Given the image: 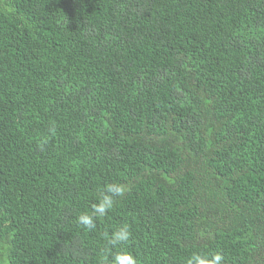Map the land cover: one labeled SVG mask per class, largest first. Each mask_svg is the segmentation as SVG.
Instances as JSON below:
<instances>
[{
    "label": "trees",
    "instance_id": "1",
    "mask_svg": "<svg viewBox=\"0 0 264 264\" xmlns=\"http://www.w3.org/2000/svg\"><path fill=\"white\" fill-rule=\"evenodd\" d=\"M0 264H264V0H0Z\"/></svg>",
    "mask_w": 264,
    "mask_h": 264
}]
</instances>
